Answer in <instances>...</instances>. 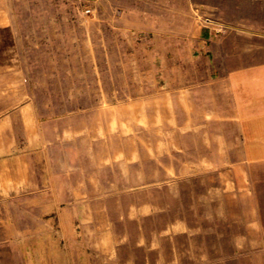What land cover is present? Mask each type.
<instances>
[{"label": "rangeland", "instance_id": "1", "mask_svg": "<svg viewBox=\"0 0 264 264\" xmlns=\"http://www.w3.org/2000/svg\"><path fill=\"white\" fill-rule=\"evenodd\" d=\"M218 22L264 30V0H0V224L40 264H264L241 160L177 102Z\"/></svg>", "mask_w": 264, "mask_h": 264}, {"label": "crops", "instance_id": "2", "mask_svg": "<svg viewBox=\"0 0 264 264\" xmlns=\"http://www.w3.org/2000/svg\"><path fill=\"white\" fill-rule=\"evenodd\" d=\"M249 27L214 24V35H208L206 43L199 41L192 51L206 53L207 80L179 87L177 102L205 111L204 121L192 118L190 125L209 127V157L241 160L230 165V172L239 176L230 189L239 191L240 205L250 207L251 218L243 220L257 225L255 245L251 240L240 254L259 255L264 254V30ZM3 227L7 226L0 224V264H40L36 256L44 237L38 231Z\"/></svg>", "mask_w": 264, "mask_h": 264}]
</instances>
